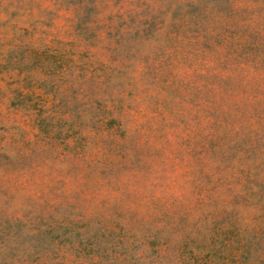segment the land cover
Returning <instances> with one entry per match:
<instances>
[{
  "label": "rangeland",
  "instance_id": "rangeland-1",
  "mask_svg": "<svg viewBox=\"0 0 264 264\" xmlns=\"http://www.w3.org/2000/svg\"><path fill=\"white\" fill-rule=\"evenodd\" d=\"M0 264H264V0H0Z\"/></svg>",
  "mask_w": 264,
  "mask_h": 264
}]
</instances>
